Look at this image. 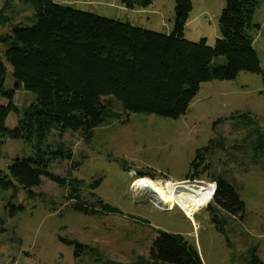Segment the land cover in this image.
Wrapping results in <instances>:
<instances>
[{"label": "rangeland", "instance_id": "374dc122", "mask_svg": "<svg viewBox=\"0 0 264 264\" xmlns=\"http://www.w3.org/2000/svg\"><path fill=\"white\" fill-rule=\"evenodd\" d=\"M54 1L159 32H171L174 24L175 0H152L146 7L134 8L126 7L123 0ZM191 1L184 36L190 41L206 38L212 45L220 34L218 17L223 1ZM6 3L9 6L4 14L11 20L0 32L20 24L23 16L32 17L30 4L0 0V10ZM254 22L260 25L251 34L262 72L242 71L231 80L202 82L187 111L176 118L123 111L125 121L98 126L89 144L83 141L81 131H63L60 139L72 144V159L79 162L78 168L70 170V161L65 160L53 162L51 170L84 179L89 199L93 192L118 212L99 208L92 214L73 211L64 202L62 188L48 178L32 190L46 193L54 210L19 186L0 189V264H149V247L157 229L182 234L196 246L203 264H247L254 253L264 263V147L254 146L256 135L243 124V116L233 117L249 112L264 128V1L254 14ZM0 51H4L2 45ZM13 84L6 62L4 87L9 90ZM32 100L34 95L22 88L13 96L19 108ZM8 102L0 96L1 104ZM16 121V113L11 111L6 126L13 128ZM52 138L58 140L59 136ZM207 144L209 172L220 174L244 202L240 216L217 211L223 221L222 232L207 209L212 199L188 218L175 203L157 204L134 184L135 175L145 173L151 180L196 182L211 192L214 183L206 174L199 179L187 176L197 151ZM30 152L24 140L3 139L0 170L8 175L7 165ZM66 241L82 245L81 258Z\"/></svg>", "mask_w": 264, "mask_h": 264}, {"label": "trees", "instance_id": "16d2710c", "mask_svg": "<svg viewBox=\"0 0 264 264\" xmlns=\"http://www.w3.org/2000/svg\"><path fill=\"white\" fill-rule=\"evenodd\" d=\"M21 1L31 5L32 17L21 15L20 24L0 32V46L4 47L0 51V96L9 101L0 103V146L5 138L24 140L31 152L14 158L7 165L8 175L0 170V189H26L29 195L49 205V210L55 208L53 200L47 199L44 192L32 190L43 178L62 188L64 202L73 211L92 214L99 208L118 212L93 192L94 197L89 199L84 193V179L51 170L53 162L69 160L70 170L79 164L72 159V144L60 139L64 130L81 131L83 141L89 144L98 126L125 121L123 111L176 118L187 111L202 82L231 80L242 71L262 72L251 31L260 27L254 22V14L264 0H222L220 34L212 45L206 38L190 41L184 36L191 0H175L174 24L169 33L54 0ZM123 2L134 8L146 7L152 0ZM8 6L6 3L0 10V27H6L11 20L4 14ZM6 62L14 80L9 90L4 87ZM19 88L35 97L21 108L13 102ZM11 111L16 113L17 121L13 128H8L6 118ZM239 116L256 135L254 146L262 149L264 128L249 112L233 117ZM55 134L58 140L52 138ZM209 148L207 144L197 151L187 176L199 179L206 174L216 183L207 209L212 211V221L222 232L223 221L217 211L223 209L240 216L244 202L227 180L217 172H209V164L205 163ZM142 176L146 174L137 173L135 178ZM66 243L73 244L74 254L81 258L82 245L77 241ZM147 258L149 264H203L196 246L182 234L161 229H157ZM247 264L264 263L254 253Z\"/></svg>", "mask_w": 264, "mask_h": 264}, {"label": "bare ground", "instance_id": "6f19581e", "mask_svg": "<svg viewBox=\"0 0 264 264\" xmlns=\"http://www.w3.org/2000/svg\"><path fill=\"white\" fill-rule=\"evenodd\" d=\"M134 184L153 197L157 204L167 206L170 203H175L188 218H191L194 212L206 205L212 197L210 191L196 182L151 180L142 176L136 178ZM150 188L154 192H151Z\"/></svg>", "mask_w": 264, "mask_h": 264}, {"label": "water", "instance_id": "95a60500", "mask_svg": "<svg viewBox=\"0 0 264 264\" xmlns=\"http://www.w3.org/2000/svg\"><path fill=\"white\" fill-rule=\"evenodd\" d=\"M201 182H203V181H201ZM214 183V191H213V193H212V197H211V199L213 198V195H214V192H215V189H216V183L215 182H213ZM151 192H154L153 191V189H149Z\"/></svg>", "mask_w": 264, "mask_h": 264}, {"label": "clouds", "instance_id": "9594fccd", "mask_svg": "<svg viewBox=\"0 0 264 264\" xmlns=\"http://www.w3.org/2000/svg\"><path fill=\"white\" fill-rule=\"evenodd\" d=\"M213 183V182H212Z\"/></svg>", "mask_w": 264, "mask_h": 264}]
</instances>
